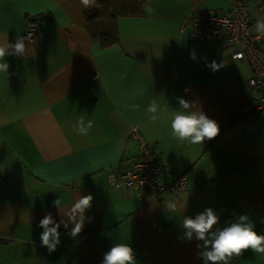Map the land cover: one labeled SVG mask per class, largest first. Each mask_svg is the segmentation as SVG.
<instances>
[{
  "label": "crops",
  "instance_id": "crops-1",
  "mask_svg": "<svg viewBox=\"0 0 264 264\" xmlns=\"http://www.w3.org/2000/svg\"><path fill=\"white\" fill-rule=\"evenodd\" d=\"M97 2L0 0V264H104L117 244L132 248L135 264H212L206 241L241 216L264 235V113L252 68L232 57L237 45L189 36L198 9L226 13L231 0H144L143 15L117 19L109 47L85 29ZM257 22L255 11L249 30L264 50ZM178 113L214 120L219 134L200 144L173 136ZM135 125L159 154L163 182L185 175L186 190L152 197L110 185L140 155ZM208 209L217 223L204 239L189 235L185 221ZM48 216L51 253L41 239ZM228 264H264V254L247 250Z\"/></svg>",
  "mask_w": 264,
  "mask_h": 264
},
{
  "label": "built area",
  "instance_id": "built-area-1",
  "mask_svg": "<svg viewBox=\"0 0 264 264\" xmlns=\"http://www.w3.org/2000/svg\"><path fill=\"white\" fill-rule=\"evenodd\" d=\"M255 11L260 13L261 23H264V0H258L255 5L247 0H231L230 9L226 13L198 9L189 20V36L191 39L206 41L220 38L224 43L237 45L232 57L246 60L252 68L248 84L261 92L254 106L256 110L264 113V50L249 30ZM33 34L34 23L31 22L26 38H31ZM129 134L136 141L141 154L130 169L109 177L110 185L114 189L121 186L136 188L148 192L152 197L165 191L177 193L187 189L185 175H179L169 183L163 182V165L155 148L139 132L136 125L131 127Z\"/></svg>",
  "mask_w": 264,
  "mask_h": 264
},
{
  "label": "clouds",
  "instance_id": "clouds-1",
  "mask_svg": "<svg viewBox=\"0 0 264 264\" xmlns=\"http://www.w3.org/2000/svg\"><path fill=\"white\" fill-rule=\"evenodd\" d=\"M84 6H88L93 3V0H81ZM99 5H97L98 7ZM257 30L264 34V23L257 22ZM24 45L18 43L16 48L18 51L23 50ZM6 52L3 47H0V61H3ZM193 58L195 54L193 53ZM8 69L7 63L0 62V72H6ZM183 107L187 108L188 105L185 101L181 100ZM149 111L154 112L156 109L154 106H150ZM92 122L88 124V128H91ZM172 135L180 139L190 138V142L193 144L202 143L205 138L211 140L215 138L220 131L218 124L214 120L206 118L204 115L197 117L196 115H185L178 113L174 115L171 121ZM81 135L87 134V129H81ZM92 201V196L89 195L82 198L76 208L83 210L88 207ZM217 216L211 209H208L206 214L198 215L195 220L187 219L185 226L192 231H195L199 238L204 239L205 234L217 223ZM247 216L240 217V223H234L229 227L224 228L218 235L213 233L214 241H206L211 243V251L205 253L206 261H211L212 264H219L220 261H224V264H228V259L233 255L239 257L243 252L251 250L254 253L264 254V235L258 234L254 231V225L244 223L247 221ZM51 217L48 216L41 221V226L46 229L42 234V246H47L48 251L51 253L55 250L56 244L50 242V237L57 235L56 227L48 229L47 226L51 223ZM58 227V225H57ZM80 231V225H77L74 230V235ZM56 243H59L57 240ZM104 264H135L133 257V250L131 247L123 244H117L111 248L104 256Z\"/></svg>",
  "mask_w": 264,
  "mask_h": 264
},
{
  "label": "trees",
  "instance_id": "trees-1",
  "mask_svg": "<svg viewBox=\"0 0 264 264\" xmlns=\"http://www.w3.org/2000/svg\"><path fill=\"white\" fill-rule=\"evenodd\" d=\"M144 0H98L99 5L85 11V29L89 36L99 41L103 47H109L118 41L117 19L120 17L143 15L141 9ZM38 19L42 15L37 16Z\"/></svg>",
  "mask_w": 264,
  "mask_h": 264
},
{
  "label": "rangeland",
  "instance_id": "rangeland-1",
  "mask_svg": "<svg viewBox=\"0 0 264 264\" xmlns=\"http://www.w3.org/2000/svg\"><path fill=\"white\" fill-rule=\"evenodd\" d=\"M255 5V4H254ZM140 150V149H139ZM140 154H141V151H140ZM140 156V155H139ZM20 261H23L25 264H37V263H35L37 260H32V259H29V258H27V257H23V258H21V260ZM20 261L18 262V263H20Z\"/></svg>",
  "mask_w": 264,
  "mask_h": 264
},
{
  "label": "bare ground",
  "instance_id": "bare-ground-1",
  "mask_svg": "<svg viewBox=\"0 0 264 264\" xmlns=\"http://www.w3.org/2000/svg\"><path fill=\"white\" fill-rule=\"evenodd\" d=\"M33 22V21H30V23Z\"/></svg>",
  "mask_w": 264,
  "mask_h": 264
},
{
  "label": "water",
  "instance_id": "water-1",
  "mask_svg": "<svg viewBox=\"0 0 264 264\" xmlns=\"http://www.w3.org/2000/svg\"><path fill=\"white\" fill-rule=\"evenodd\" d=\"M32 20H35V18H34V19H32Z\"/></svg>",
  "mask_w": 264,
  "mask_h": 264
},
{
  "label": "flooded vegetation",
  "instance_id": "flooded-vegetation-1",
  "mask_svg": "<svg viewBox=\"0 0 264 264\" xmlns=\"http://www.w3.org/2000/svg\"><path fill=\"white\" fill-rule=\"evenodd\" d=\"M129 136H130V134H129ZM131 137V136H130Z\"/></svg>",
  "mask_w": 264,
  "mask_h": 264
}]
</instances>
